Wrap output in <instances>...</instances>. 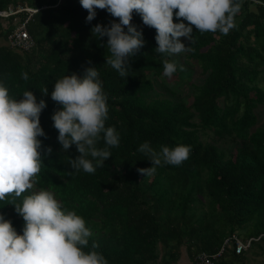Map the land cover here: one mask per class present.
<instances>
[{
  "label": "trees",
  "instance_id": "obj_1",
  "mask_svg": "<svg viewBox=\"0 0 264 264\" xmlns=\"http://www.w3.org/2000/svg\"><path fill=\"white\" fill-rule=\"evenodd\" d=\"M240 2L229 34L194 29L193 43L181 38L189 47L184 58L199 70L188 99L175 101L154 94L155 84L170 94L163 83L175 77L181 64L177 59L171 78L163 75V61L171 62L172 55L154 51L156 30L139 15H133L132 24L145 43L128 59L122 78L105 64L109 52L100 45L107 37L97 40L91 33L95 25L113 22L105 10L97 9L96 18L86 23L88 13L79 0H0V82L15 98L32 91L37 102L46 103L40 116L47 137L39 138L43 165L33 189L23 195L48 190L63 208L80 215L91 231L84 250L97 243L96 251L108 264H176L183 253L196 264L198 255L216 254L231 236L254 240L240 254L231 242L215 264H246L247 252L264 250V127L257 113L264 110V86L259 85L264 79V0ZM18 8L35 12L17 13ZM20 26L32 39L30 50L9 43ZM89 67L97 68L107 96L105 127L120 135L119 146L109 149L111 158L94 174L70 168L69 160L80 154L75 145L62 150L51 119L60 108L51 99L55 81L73 73L82 77ZM45 86L48 95L40 91ZM226 140L233 149L224 145ZM144 142L157 151L161 145L189 146V157L145 176L138 169L153 165L138 151ZM105 146L101 138L97 148ZM47 147L52 153L45 156ZM11 203L10 196L0 201V215L22 234L24 221Z\"/></svg>",
  "mask_w": 264,
  "mask_h": 264
},
{
  "label": "clouds",
  "instance_id": "obj_2",
  "mask_svg": "<svg viewBox=\"0 0 264 264\" xmlns=\"http://www.w3.org/2000/svg\"><path fill=\"white\" fill-rule=\"evenodd\" d=\"M79 3L88 13L86 23L96 18L97 9L114 18L108 26L95 25L91 33L97 40L107 37L106 45H100L109 52L105 64L122 78L127 77L128 59L145 43L142 31L132 24L134 14L141 17L145 26L156 30L154 51L174 55L189 50L181 38L193 43L194 29L201 34H229L241 10L240 0H79ZM174 16L181 22L174 23ZM180 70H184L182 66ZM176 71L175 63L163 61L165 77L171 78ZM21 76L25 81L29 79L26 72ZM40 91L48 95L47 86ZM51 99L60 105L51 119L62 150L67 152L75 145L80 154L69 160L70 168L77 173L83 170L94 174L96 167H103L111 158L109 149L120 143L116 129L105 127L107 96L97 68H87L82 77L73 73L57 79ZM45 108V101L37 102L32 91H24L22 97L15 98L0 82V201L10 196L11 205L24 221L22 234H18L12 222L0 215V264H108L103 254L96 251L97 243L91 244V250H84L89 247L91 231L80 215L63 208L48 190L23 195L33 189L43 165L39 138H47L40 124ZM101 138L106 146L99 149L97 143ZM138 151L153 165L138 169L146 176L162 164L179 166L188 159L190 147L161 145L157 151L144 142ZM51 153V147L44 149L45 156ZM89 156L96 161L95 166Z\"/></svg>",
  "mask_w": 264,
  "mask_h": 264
},
{
  "label": "rangeland",
  "instance_id": "obj_3",
  "mask_svg": "<svg viewBox=\"0 0 264 264\" xmlns=\"http://www.w3.org/2000/svg\"><path fill=\"white\" fill-rule=\"evenodd\" d=\"M18 20V18H17ZM16 20V21H17ZM4 44V42H3ZM185 52V51H184ZM184 52L180 54H174L172 55L173 60L171 62L177 64L176 60L178 59V62L181 64L180 67H183V71L178 69L176 72L175 77H173L170 80H167L164 82V86L170 90V94L167 93L163 89V86L158 83L155 84V91L154 94L160 95V97H167L171 100H183L186 101L191 93L192 90V83L195 81V76L198 75V67L195 65L190 64L185 58H184ZM260 86H264V79L260 80L259 82ZM259 113V119H260V125L264 127V110L257 111ZM211 135L210 133L208 136ZM208 136H206V140L208 139ZM227 144H224L228 149H233V143L230 140H226ZM222 145V144H221ZM259 246V243H254L253 248H257ZM264 251V250H263ZM262 251V252H263ZM258 249H254L250 252L246 253V264H264V252L262 254Z\"/></svg>",
  "mask_w": 264,
  "mask_h": 264
},
{
  "label": "built area",
  "instance_id": "obj_4",
  "mask_svg": "<svg viewBox=\"0 0 264 264\" xmlns=\"http://www.w3.org/2000/svg\"><path fill=\"white\" fill-rule=\"evenodd\" d=\"M23 11L29 14H32L35 12L34 10H31L28 8H18L16 12L19 13ZM5 14L8 16L9 14H12V11L9 10ZM1 15H4V13H2ZM9 43L11 44V46L20 47L24 49L25 51L30 50L33 46L32 39L29 38L23 26L18 27L16 30L12 32V34L9 36ZM252 240L254 239L251 238L248 241L244 242L241 239L237 238L236 236H231L230 238L224 241L223 246L216 254L207 255V254L202 253L198 255L196 259L197 261L196 264H215L216 258L220 257V255L224 251L225 246H229L231 242L234 243V252L236 254L246 252L250 248V244Z\"/></svg>",
  "mask_w": 264,
  "mask_h": 264
},
{
  "label": "crops",
  "instance_id": "obj_5",
  "mask_svg": "<svg viewBox=\"0 0 264 264\" xmlns=\"http://www.w3.org/2000/svg\"><path fill=\"white\" fill-rule=\"evenodd\" d=\"M176 264H191V263L188 262V260L186 259V256L183 253Z\"/></svg>",
  "mask_w": 264,
  "mask_h": 264
}]
</instances>
